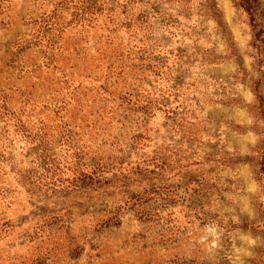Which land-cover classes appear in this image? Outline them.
I'll return each mask as SVG.
<instances>
[{
	"label": "rangeland",
	"instance_id": "obj_1",
	"mask_svg": "<svg viewBox=\"0 0 264 264\" xmlns=\"http://www.w3.org/2000/svg\"><path fill=\"white\" fill-rule=\"evenodd\" d=\"M38 1L0 0V264H264V0Z\"/></svg>",
	"mask_w": 264,
	"mask_h": 264
},
{
	"label": "trees",
	"instance_id": "obj_2",
	"mask_svg": "<svg viewBox=\"0 0 264 264\" xmlns=\"http://www.w3.org/2000/svg\"><path fill=\"white\" fill-rule=\"evenodd\" d=\"M35 3L37 6L40 5V1L38 0H35ZM251 3H252L251 0H239V7H241L247 13V15L249 16L250 22L253 25H255L256 22L254 19ZM57 11H58L57 9H54L52 12H50V15L45 12H42L37 15L35 13L30 14L27 20V26L30 29V32L28 35H32L31 37L33 39H36L40 36L41 32L45 29L49 30L51 33L52 31L60 32L63 27L59 25V23L57 22L56 16L53 17V15L57 13ZM255 27H257V25ZM259 33H260V30L256 32V37L259 36ZM24 41L27 43L26 40ZM16 45L19 46L20 48L22 46L21 44H19V42L15 44V47ZM95 163L96 162L93 159V160H90L89 163L86 165V168L88 169V171L83 174L84 178L88 177L89 179H92L97 174V167H96L97 165H95ZM133 204L134 206L135 205L137 206V213L139 215V218L146 219L148 217V210L146 208L145 198L138 196Z\"/></svg>",
	"mask_w": 264,
	"mask_h": 264
}]
</instances>
